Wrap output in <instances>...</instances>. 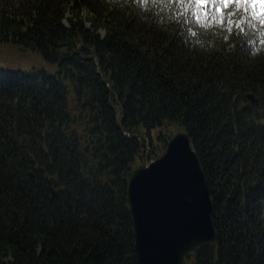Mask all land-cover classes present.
Returning a JSON list of instances; mask_svg holds the SVG:
<instances>
[{"label": "trees", "instance_id": "obj_1", "mask_svg": "<svg viewBox=\"0 0 264 264\" xmlns=\"http://www.w3.org/2000/svg\"><path fill=\"white\" fill-rule=\"evenodd\" d=\"M125 2L0 0V264H136L127 180L176 131L199 156L216 229L187 264H264L259 24Z\"/></svg>", "mask_w": 264, "mask_h": 264}, {"label": "water", "instance_id": "obj_2", "mask_svg": "<svg viewBox=\"0 0 264 264\" xmlns=\"http://www.w3.org/2000/svg\"><path fill=\"white\" fill-rule=\"evenodd\" d=\"M126 194L136 264H187L215 244L208 183L186 133L176 132L160 156L130 173Z\"/></svg>", "mask_w": 264, "mask_h": 264}, {"label": "snow or ice", "instance_id": "obj_3", "mask_svg": "<svg viewBox=\"0 0 264 264\" xmlns=\"http://www.w3.org/2000/svg\"><path fill=\"white\" fill-rule=\"evenodd\" d=\"M140 2L148 3L149 0H140ZM166 2L169 5L175 4L178 9H182V12L177 13L178 15H184L191 11L197 22H203L204 19L209 18L207 8L212 5L215 6L214 11L217 15L212 16L211 19L218 23L225 22V12L234 6L242 13H248L251 9V16L264 24V0H166ZM202 12L203 15H201ZM232 15L234 13L229 11L228 16ZM234 26L240 27V22H235Z\"/></svg>", "mask_w": 264, "mask_h": 264}, {"label": "clouds", "instance_id": "obj_4", "mask_svg": "<svg viewBox=\"0 0 264 264\" xmlns=\"http://www.w3.org/2000/svg\"><path fill=\"white\" fill-rule=\"evenodd\" d=\"M145 6H149L148 3H144ZM121 7H126V2L125 0H121ZM135 7V6H134ZM158 7H160L162 10L168 9L170 7H172V5H169L166 0H162V3L158 5ZM139 15L141 16V19L143 20H148L151 18V13H144V12H140ZM208 43L209 45L212 44V40L209 38L208 39Z\"/></svg>", "mask_w": 264, "mask_h": 264}, {"label": "rangeland", "instance_id": "obj_5", "mask_svg": "<svg viewBox=\"0 0 264 264\" xmlns=\"http://www.w3.org/2000/svg\"><path fill=\"white\" fill-rule=\"evenodd\" d=\"M82 18H83L82 20L84 22H86L84 15L82 16ZM85 24H86L87 27L89 26V24L87 22ZM4 53L9 56L10 60H12V59H15V60L17 59L18 60L19 59V55L17 54V52L12 51L11 49H5Z\"/></svg>", "mask_w": 264, "mask_h": 264}, {"label": "bare ground", "instance_id": "obj_6", "mask_svg": "<svg viewBox=\"0 0 264 264\" xmlns=\"http://www.w3.org/2000/svg\"><path fill=\"white\" fill-rule=\"evenodd\" d=\"M27 118V117H26ZM35 135V134H34ZM34 137V136H33Z\"/></svg>", "mask_w": 264, "mask_h": 264}]
</instances>
